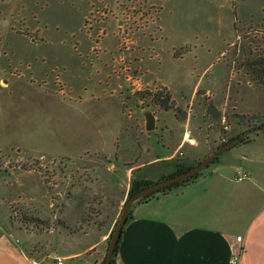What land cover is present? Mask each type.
I'll return each mask as SVG.
<instances>
[{
  "label": "rangeland",
  "instance_id": "374dc122",
  "mask_svg": "<svg viewBox=\"0 0 264 264\" xmlns=\"http://www.w3.org/2000/svg\"><path fill=\"white\" fill-rule=\"evenodd\" d=\"M263 6L264 0H0L3 60H11L13 70L43 67L50 84L60 76V99H75L82 109L70 114L61 109L59 148L52 154L20 156L17 151H7L0 158V204L12 217L15 237L28 247L50 251L57 236L44 231L51 221L58 226L65 206L79 208L92 197L85 189L87 181L113 188L114 197L120 199L121 188L116 184L126 181L127 161L173 155L188 132L202 146L216 139L217 130L234 133L232 125L239 121L233 122L230 115L237 101L243 111L251 107L264 112V87L255 82L247 66L264 56ZM34 30L41 37L38 46L32 39ZM122 58L139 72L131 74L151 87L136 91L130 84L126 88L125 109L132 111L133 118L126 116L121 129L120 93H113L124 83L118 64ZM41 74L35 78V86L42 85ZM162 89L171 93L181 109L180 119L187 117L186 122H178L175 111L152 104L148 94ZM203 90L212 93L206 97ZM139 93H145V98ZM230 96L232 103L227 106ZM92 102L100 103L95 109ZM213 105L222 108L218 120ZM142 107L159 118L157 131H145ZM235 116L251 126L264 119ZM225 124L232 128L224 131ZM116 133L120 134L118 152L112 144ZM51 135L45 128V143ZM104 142H108L107 148ZM96 148L113 153L110 163L119 168L116 174L109 169L105 154H96ZM181 151L189 152V142ZM43 154L54 157L59 168L41 158ZM212 169L210 165L203 173ZM53 205L60 211L55 212Z\"/></svg>",
  "mask_w": 264,
  "mask_h": 264
},
{
  "label": "crops",
  "instance_id": "0c3cea01",
  "mask_svg": "<svg viewBox=\"0 0 264 264\" xmlns=\"http://www.w3.org/2000/svg\"><path fill=\"white\" fill-rule=\"evenodd\" d=\"M101 11L96 13L100 14ZM261 11L264 15V6ZM33 33L32 39L38 46L41 40L39 31L34 30ZM4 57L0 53V158L7 151H17L20 156L37 155L36 152L52 154L59 148L61 109L70 114L81 108L74 98L69 102L60 99V76L55 83L50 84L49 73L43 67L37 66L34 71H22L21 68L13 70L12 61L3 60ZM22 64L21 62L20 65ZM118 64L122 66L124 83L113 96L120 93L118 112L121 117L119 126L122 129L126 116L130 120L133 118L132 111L125 109L124 91L130 84L136 87V91H141L142 87L149 88L151 84L142 82L139 75L131 74L139 72L133 69L130 60L122 58ZM40 73L42 85L35 86L33 82ZM203 91L206 97L212 93L210 90ZM89 99L96 100V97ZM241 102H244L242 97ZM92 103L96 109L100 102ZM230 103L231 96L225 101L227 106ZM236 104L230 115L234 116L233 122L239 121L232 125L234 133H223V129L221 133L217 130L216 139H209L207 145L202 146L198 139L190 138L188 132L173 155L169 153L146 161H127L126 181L116 184V188H121V192L117 189L120 199L114 197V192H111L113 188H107L100 182L91 184V180L87 181L88 187L85 189H89L88 194L91 193L92 197L79 208L65 206L61 219H58V226H53L51 221L44 231L48 235L57 236L50 251L45 247L37 250L19 241L15 237L11 215L5 213L0 204V264H32L35 260L40 264H57L55 260L59 258L63 259V264H102L108 252L110 237L135 180L160 182L175 174L179 165L196 166L198 162L208 158L213 150L251 130V125L241 122L236 114L264 117V112H256L251 107L248 111H243L238 107V101ZM214 107L217 109L215 118L218 120L223 115L222 108L216 105ZM177 121L186 122L187 117L177 118ZM135 122L139 127L137 119ZM158 125L159 118L156 116L153 132L157 131ZM143 126L145 129V119ZM45 128L52 132L51 140L47 143L43 136ZM119 135L114 134L112 141L117 152ZM248 138L221 154L211 164L213 169L202 172L193 182L147 202L134 204L121 238L117 264H231L232 257L240 249H243V253L239 264H264V133L252 134ZM188 142L189 152L181 151ZM162 145L166 146L164 142ZM103 146L107 148L108 142H104ZM95 151L96 154H105L106 162L110 164L109 169L116 174L119 168L110 163L113 153H104L101 148H96ZM180 153L183 155L180 156ZM45 154L41 158H46L53 168L58 169L57 160L45 157ZM183 158L186 159L185 162ZM13 169L19 170L16 167ZM239 171L249 172L250 178L237 182L235 177ZM93 185L95 186L91 188ZM52 208L55 212L60 211V208L56 210L55 205ZM238 237L243 238L242 244L238 243Z\"/></svg>",
  "mask_w": 264,
  "mask_h": 264
},
{
  "label": "water",
  "instance_id": "95a60500",
  "mask_svg": "<svg viewBox=\"0 0 264 264\" xmlns=\"http://www.w3.org/2000/svg\"><path fill=\"white\" fill-rule=\"evenodd\" d=\"M140 112L143 118L145 119V130L148 133L153 132L156 126L155 113L150 108H145V107L140 108ZM256 133H264V127H258L247 131L246 133L242 134L241 136L232 140L231 142L218 147L208 158L203 160L200 164L196 165L194 168L186 172L180 173L176 176L170 177L164 181L154 183L153 185L148 186L147 188L143 189L142 191L134 195L132 198H130L125 203L117 227L115 228L113 234L111 235L110 244L106 258L104 260V264H112L116 247L120 239L122 238L124 228L129 219L131 208L134 204L141 202L142 200L150 197L151 195L162 192L167 188L172 187L175 184H179L186 180L196 177L197 175L202 173L206 168H208L211 164H213L221 154L233 149L234 147L242 143L245 139H247L250 135Z\"/></svg>",
  "mask_w": 264,
  "mask_h": 264
},
{
  "label": "trees",
  "instance_id": "16d2710c",
  "mask_svg": "<svg viewBox=\"0 0 264 264\" xmlns=\"http://www.w3.org/2000/svg\"><path fill=\"white\" fill-rule=\"evenodd\" d=\"M247 66H248V69L253 74V78H254L255 82L258 85H260L261 87H264V56H260L259 55L252 62H248ZM146 94H148V92ZM139 95L141 96V98H145V96H144L145 93H139ZM148 95H149L153 105L161 108L164 111H172V110L175 111L176 115H177V118L180 116L179 113L181 112V109L176 107L175 101L173 100L171 93L167 89H162V90H159L157 92H151ZM213 110H214V108H213ZM214 111H216V110H214ZM178 119H180V117ZM241 119L242 120L245 119L244 116ZM258 127H264V119L259 121L258 123H255L254 125H252L251 129H255V128H258ZM247 139H249V138H247ZM230 141H232V140H230ZM216 160H218V158ZM202 161L198 162L197 165L200 164ZM194 167L195 166L187 167V166H184V165H179V168H178V170H177V172L175 174H173L172 176H169L167 178H164L161 181H164V180H166V179H168L170 177L176 176V175H178L180 173L186 172V171H188V170H190V169H192ZM201 174L202 173H200L196 177L191 178L189 180H186V181H184L182 183L175 184L172 187H169V188H167L166 190H164L162 192H159V193H156L154 195H151L150 197L142 200L140 203L147 202V201H149L151 199H154L158 195L167 193V192L171 191L174 188L185 186V185L193 182L195 179H197L199 176H201ZM153 184H154L153 182H149V181H137V180H135L133 182V184H132V187H131L129 193H128L127 201L130 198H132L134 195H136L138 192L142 191L143 189H145L148 186H151ZM130 215H131V211H130ZM130 215H129V218H130ZM118 222H117V224H118ZM36 224L37 225H42V223H40L39 221L36 222ZM117 224H116L115 228L117 227ZM109 244H110V240H109ZM109 244H108V248H109ZM120 244H121V239H120V241H119V243H118V245L116 247V250H115V253H114V256H113V260H112V264H117L116 258H117L118 252H119ZM104 260H103L102 264H104Z\"/></svg>",
  "mask_w": 264,
  "mask_h": 264
},
{
  "label": "built area",
  "instance_id": "2783aa9c",
  "mask_svg": "<svg viewBox=\"0 0 264 264\" xmlns=\"http://www.w3.org/2000/svg\"><path fill=\"white\" fill-rule=\"evenodd\" d=\"M228 125L225 124V127H224V131H228ZM183 154L180 153V156H182ZM250 178V173L249 172H246V171H239L237 174H236V177H235V180L237 182H244L246 181L247 179ZM237 241L238 243L242 244L243 243V238L242 237H238L237 238ZM242 253H243V249H240L239 251H237L234 256L232 257L231 259V264H239L240 260H241V257H242ZM57 264H63V259L59 258V259H56L55 260ZM32 264H40L39 262L37 261H32Z\"/></svg>",
  "mask_w": 264,
  "mask_h": 264
},
{
  "label": "flooded vegetation",
  "instance_id": "af4514ba",
  "mask_svg": "<svg viewBox=\"0 0 264 264\" xmlns=\"http://www.w3.org/2000/svg\"><path fill=\"white\" fill-rule=\"evenodd\" d=\"M251 130H252V129H251ZM248 131H249V130H248ZM246 132H247V131H246ZM246 132H244V133H246ZM244 133H243V134H244Z\"/></svg>",
  "mask_w": 264,
  "mask_h": 264
}]
</instances>
